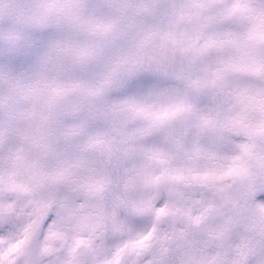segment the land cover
Returning <instances> with one entry per match:
<instances>
[{"label":"snow or ice","instance_id":"obj_1","mask_svg":"<svg viewBox=\"0 0 264 264\" xmlns=\"http://www.w3.org/2000/svg\"><path fill=\"white\" fill-rule=\"evenodd\" d=\"M0 264H264V0H0Z\"/></svg>","mask_w":264,"mask_h":264}]
</instances>
